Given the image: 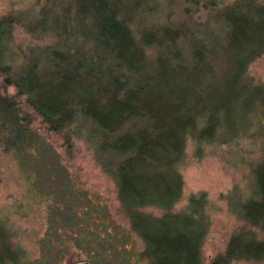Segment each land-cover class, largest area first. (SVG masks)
<instances>
[{
	"label": "trees",
	"instance_id": "1",
	"mask_svg": "<svg viewBox=\"0 0 264 264\" xmlns=\"http://www.w3.org/2000/svg\"><path fill=\"white\" fill-rule=\"evenodd\" d=\"M47 1L34 18L0 17V153L25 158L34 148L42 158L31 165L35 190L46 196L38 264H61L71 250L84 256L76 262L93 264L131 257L138 264H203L210 203L200 192L177 208L178 167L188 138L213 144L241 134L231 126L226 133V93L242 104L244 117L257 120L243 127L262 126L264 82L254 85L246 73L264 54V0H182L202 3L207 21L161 26L137 22L148 0ZM19 27L51 40L16 53L11 46ZM34 123L62 136L67 149L72 138L89 145L115 185L125 226L77 188L58 161L44 164L52 159L42 153ZM251 174V194L230 203L242 227L208 264H264V237L258 238L264 235V156ZM8 233L0 223V264H19L24 252L12 247Z\"/></svg>",
	"mask_w": 264,
	"mask_h": 264
},
{
	"label": "rangeland",
	"instance_id": "2",
	"mask_svg": "<svg viewBox=\"0 0 264 264\" xmlns=\"http://www.w3.org/2000/svg\"><path fill=\"white\" fill-rule=\"evenodd\" d=\"M229 1L231 0H222L224 4H228L226 2ZM44 3L50 2L0 0V17L8 14H25L29 18H34ZM202 7V3L193 6L182 0H148L142 4L141 18L135 20L143 22V25L149 23L161 26L169 21L184 20L194 25L202 24L207 21L209 15ZM187 8L190 10L184 14ZM204 38L209 44L211 43L209 35H204ZM50 40V38L38 40L19 27L14 31L11 48L16 53L27 52L28 47L42 46ZM153 51L154 49L146 51L148 58L155 55ZM246 76L254 85L264 82V54L250 64ZM8 92L13 94V88H9ZM223 102L226 105L224 114L227 123L226 133L231 126L234 133L241 132V134L236 135L234 140L213 144H197L188 138L183 163L178 167L183 186L182 199L177 208L186 204L190 194L200 192L206 194L210 203L208 212L211 226L202 247L203 264H208L215 255L222 253L230 236L242 227L243 223L231 213L230 203L245 199L251 194L252 168L261 162L264 156V120H258L262 126H257L253 114L244 117L242 104H239V101L233 102L232 97L227 93ZM247 120L256 122L248 130L242 126ZM34 128L38 131L41 141L45 143V146L38 143L39 146L41 145L42 153L48 154L47 156L52 159V161L46 159V162L43 161L44 164L53 165V161H58L55 163L63 166L77 188L86 191L94 200L105 205L114 222L125 226L117 213L115 185L95 163L89 145L82 140L72 138V146L67 149L62 136L45 132L37 123H34ZM49 147L53 152H48ZM27 154L29 155L25 158H19L14 153H0V223L4 224L8 234L11 235L9 241L12 247L18 246L24 252V258L19 264H38L37 260L41 255L37 240L46 230L44 220L46 196L39 195L35 190L36 168L31 166L41 165L42 158L38 157L34 148L28 150ZM263 237L262 233L258 234V238ZM140 246L141 244L137 242V247ZM78 260H84V256L76 250H71L61 264L73 262L75 264ZM121 260L120 258L111 260L110 264H138L134 257H131L127 263Z\"/></svg>",
	"mask_w": 264,
	"mask_h": 264
},
{
	"label": "water",
	"instance_id": "3",
	"mask_svg": "<svg viewBox=\"0 0 264 264\" xmlns=\"http://www.w3.org/2000/svg\"><path fill=\"white\" fill-rule=\"evenodd\" d=\"M75 264H93V263H91V262H79V263H75Z\"/></svg>",
	"mask_w": 264,
	"mask_h": 264
}]
</instances>
